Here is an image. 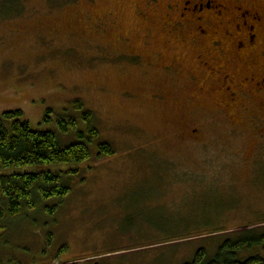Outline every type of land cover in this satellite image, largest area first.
<instances>
[{
	"label": "rangeland",
	"instance_id": "374dc122",
	"mask_svg": "<svg viewBox=\"0 0 264 264\" xmlns=\"http://www.w3.org/2000/svg\"><path fill=\"white\" fill-rule=\"evenodd\" d=\"M140 5L24 0L21 15L0 14V116L20 109L33 130L53 131L68 146L83 140L75 131L62 133L58 121L76 119L88 139V111L100 133L92 143L84 140L92 158L78 168L0 169V176L82 169L86 177L63 203L47 204L58 205L54 214L46 205L0 221V264H183L199 248L214 252L220 239L181 237L264 223L262 140L199 94L201 83L189 78L196 73L193 50L170 42V65L177 67L170 86L152 67L121 56L147 60L166 51L164 35L155 20L141 17ZM148 33L156 44L146 46ZM156 92L163 101L154 99ZM77 100L84 110L74 108ZM104 141L115 153L99 158ZM170 166L179 177H170ZM253 254L264 258V248Z\"/></svg>",
	"mask_w": 264,
	"mask_h": 264
},
{
	"label": "flooded vegetation",
	"instance_id": "af4514ba",
	"mask_svg": "<svg viewBox=\"0 0 264 264\" xmlns=\"http://www.w3.org/2000/svg\"><path fill=\"white\" fill-rule=\"evenodd\" d=\"M137 1L141 17L155 20L164 35L166 51H154L147 60L139 54L121 56L152 67L170 86V72L177 68L170 65V42L190 48L196 73L189 78L201 83L199 94L215 100L221 113H231L235 125L246 126L262 140L259 149L264 148V0ZM95 26L104 29L102 22ZM144 40L146 46L156 44L151 33ZM153 97L157 101L165 98L163 92ZM189 132L195 134L197 129Z\"/></svg>",
	"mask_w": 264,
	"mask_h": 264
},
{
	"label": "trees",
	"instance_id": "16d2710c",
	"mask_svg": "<svg viewBox=\"0 0 264 264\" xmlns=\"http://www.w3.org/2000/svg\"><path fill=\"white\" fill-rule=\"evenodd\" d=\"M23 1L0 0V14L21 15L22 13L18 11L23 7ZM73 106L77 110H84V103L81 100H77ZM51 112L49 110L48 114ZM83 119L89 125L88 139L79 130V122L76 119L68 118L58 121L59 130L62 133L68 135L75 131L83 140L62 146L55 132L33 130L29 122L25 120L22 110L4 112L0 116V169L70 163L77 164L78 168L79 164L92 158L88 143L84 140L92 143L100 135L98 129L93 126L94 118L91 112L84 111ZM50 120V115H47L46 121ZM114 153L110 143L105 141L99 143V158L112 156ZM81 172H83L82 169H75L0 176V221L26 216L30 212L43 209L53 200L59 201V204L63 203L71 194L72 185L78 178L83 184L86 182V177ZM172 174L173 176L170 177L180 175L170 166V175ZM190 176L193 175L190 174ZM57 207L58 205L55 207L47 205L46 209L50 214H54ZM263 224H249V229L235 233H226L229 230L225 228H214L181 237L191 239L197 236L214 235L211 237L220 239L214 252L205 247L199 248L194 253L193 259L183 264H264L263 257L253 254L261 247L264 248ZM256 225L257 228H251ZM176 240H170V242Z\"/></svg>",
	"mask_w": 264,
	"mask_h": 264
}]
</instances>
